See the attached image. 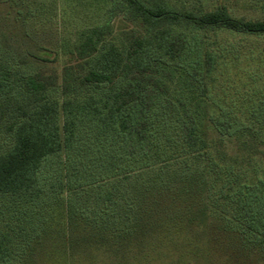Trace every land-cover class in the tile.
Listing matches in <instances>:
<instances>
[{
  "label": "trees",
  "instance_id": "trees-1",
  "mask_svg": "<svg viewBox=\"0 0 264 264\" xmlns=\"http://www.w3.org/2000/svg\"><path fill=\"white\" fill-rule=\"evenodd\" d=\"M110 2L63 54L23 8L3 15L0 200L17 227L0 230V264L52 247L57 208L65 253L123 252L180 222L264 264V83L233 91L235 70H264L244 41L264 40V17L232 12L252 0Z\"/></svg>",
  "mask_w": 264,
  "mask_h": 264
},
{
  "label": "rangeland",
  "instance_id": "rangeland-1",
  "mask_svg": "<svg viewBox=\"0 0 264 264\" xmlns=\"http://www.w3.org/2000/svg\"><path fill=\"white\" fill-rule=\"evenodd\" d=\"M167 1L202 8L212 7L214 3L213 0ZM252 1L250 3L252 7L242 8L237 5L233 7L232 12L251 17H264V0ZM110 4V0H0V27L6 23L3 19L4 14L12 12L11 15H14L15 10L22 11L23 8L27 13L26 30L63 54L75 42L80 30L102 23L106 19V10ZM185 32L188 35L191 33L188 30ZM244 41L248 47L264 50L263 39L249 38ZM253 66L254 63L251 66L247 64L242 71L235 70L233 91L247 93L252 86L256 88L264 83V70L258 73L255 71L257 68ZM172 78L175 80V75ZM243 83L251 85L242 86ZM168 94L173 95V90H169ZM0 140L3 149L10 143V137L5 133L0 136ZM54 201L48 200V203L53 205ZM7 202L0 200V230L11 232L10 227L16 229L17 226L9 219L4 209ZM57 209L51 210L53 214L51 226L54 229L51 242H54V245L40 251L36 257L37 261L32 264H244L238 263L241 259L234 256L235 254L230 255L232 252H229L227 246L219 240L211 242L207 237L197 236L199 231L180 222L165 225L142 246L132 245L123 252L113 253L105 248H90L73 254L65 253L58 242L62 219L61 211H56ZM24 224L26 226V223Z\"/></svg>",
  "mask_w": 264,
  "mask_h": 264
}]
</instances>
